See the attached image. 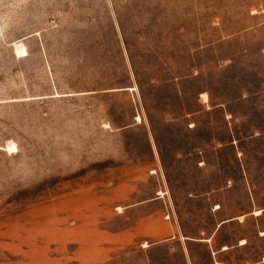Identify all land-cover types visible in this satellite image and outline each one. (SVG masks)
I'll use <instances>...</instances> for the list:
<instances>
[{
    "label": "rangeland",
    "instance_id": "obj_1",
    "mask_svg": "<svg viewBox=\"0 0 264 264\" xmlns=\"http://www.w3.org/2000/svg\"><path fill=\"white\" fill-rule=\"evenodd\" d=\"M0 264H264V0H0Z\"/></svg>",
    "mask_w": 264,
    "mask_h": 264
},
{
    "label": "bare ground",
    "instance_id": "obj_2",
    "mask_svg": "<svg viewBox=\"0 0 264 264\" xmlns=\"http://www.w3.org/2000/svg\"><path fill=\"white\" fill-rule=\"evenodd\" d=\"M203 100H204V102H207L208 101V97L206 95H203ZM139 121H140V119H139ZM259 214H260V212L256 213V215H259Z\"/></svg>",
    "mask_w": 264,
    "mask_h": 264
},
{
    "label": "crops",
    "instance_id": "obj_3",
    "mask_svg": "<svg viewBox=\"0 0 264 264\" xmlns=\"http://www.w3.org/2000/svg\"><path fill=\"white\" fill-rule=\"evenodd\" d=\"M258 212H260V214H261V211H258ZM256 213H257V212H256ZM260 214H259V215H260ZM226 248H227V247H224V249H226Z\"/></svg>",
    "mask_w": 264,
    "mask_h": 264
}]
</instances>
